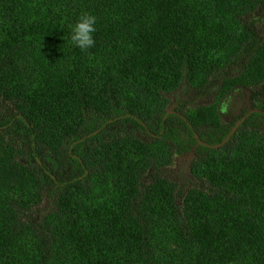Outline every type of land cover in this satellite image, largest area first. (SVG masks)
<instances>
[{
  "label": "trees",
  "instance_id": "16d2710c",
  "mask_svg": "<svg viewBox=\"0 0 264 264\" xmlns=\"http://www.w3.org/2000/svg\"><path fill=\"white\" fill-rule=\"evenodd\" d=\"M220 78L264 82V0H0V264H264L262 113L165 117Z\"/></svg>",
  "mask_w": 264,
  "mask_h": 264
},
{
  "label": "clouds",
  "instance_id": "9594fccd",
  "mask_svg": "<svg viewBox=\"0 0 264 264\" xmlns=\"http://www.w3.org/2000/svg\"><path fill=\"white\" fill-rule=\"evenodd\" d=\"M97 31V17L91 12L85 11L80 14L77 21L71 25V43L73 46L81 49L82 51H86L88 49L94 48L96 45L95 33ZM186 85V86H185ZM214 92V88L205 87L203 89H197L194 86H191L187 83H182L177 90H169L166 94L168 100L174 101V105L193 107L204 105L205 103H212V93ZM206 102H203L205 101ZM173 107V103L167 107L168 114L177 113L181 117L185 118L182 114L181 110ZM169 111H171L169 113ZM197 134H195L196 136ZM224 142L217 144L219 146L223 145ZM193 154V151L190 152ZM182 155L175 159L177 161L180 159Z\"/></svg>",
  "mask_w": 264,
  "mask_h": 264
},
{
  "label": "flooded vegetation",
  "instance_id": "af4514ba",
  "mask_svg": "<svg viewBox=\"0 0 264 264\" xmlns=\"http://www.w3.org/2000/svg\"><path fill=\"white\" fill-rule=\"evenodd\" d=\"M236 72L237 71H235V73ZM223 78H220V80H218L216 84V87H214V92L217 95L216 98L219 97L218 95H221V98L218 100L219 102L218 111L220 112L221 118L223 119V116L225 118V115L227 114H230L231 116L232 114L235 113L237 115H234L235 117L233 118H235V120L233 122H236L235 123L236 125L237 122L239 121L238 117H242L240 119L242 120L244 117L248 118L251 114L255 112H260L262 113V116L259 118L258 123L260 127L264 129V82L261 85H259L257 88L243 86V85L236 86L230 92L222 96V93L220 90H221V84H222ZM203 102H206V100ZM214 102L216 101H213V98H212V103ZM245 103H249L250 105L248 104L246 106ZM174 104L176 103H173V107L177 108V105H174ZM228 120H225V122H228ZM233 122H229V124ZM193 153L194 154H191V153H188V154H191V156L192 155L195 156V152Z\"/></svg>",
  "mask_w": 264,
  "mask_h": 264
},
{
  "label": "rangeland",
  "instance_id": "374dc122",
  "mask_svg": "<svg viewBox=\"0 0 264 264\" xmlns=\"http://www.w3.org/2000/svg\"><path fill=\"white\" fill-rule=\"evenodd\" d=\"M248 104L249 103H245L246 106ZM234 115H237V114L234 113L231 116H230V114H227V115H225V118L223 116V119H224V121L229 119L228 122H233L235 120V118H233V117H235ZM192 157H194V156L193 155L191 156V154L182 155V157L180 159H178L177 161H174V164L172 165L171 169L178 172V173L188 171L186 168L188 167L187 165H188L189 161H191Z\"/></svg>",
  "mask_w": 264,
  "mask_h": 264
},
{
  "label": "water",
  "instance_id": "95a60500",
  "mask_svg": "<svg viewBox=\"0 0 264 264\" xmlns=\"http://www.w3.org/2000/svg\"><path fill=\"white\" fill-rule=\"evenodd\" d=\"M171 111H169V113H170ZM245 118L246 117H244L242 120H239L238 122H237V124L234 126V128L232 129V131H231V134L227 137V139L226 140H228L229 138H230V136L235 132V130L237 129V127H238V125H240L244 120H245ZM196 137H198V135H196ZM217 146H219V145H215V147H217Z\"/></svg>",
  "mask_w": 264,
  "mask_h": 264
}]
</instances>
